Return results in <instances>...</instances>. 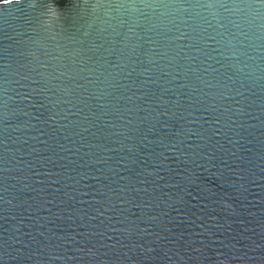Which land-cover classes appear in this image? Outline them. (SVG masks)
<instances>
[{"label": "water", "instance_id": "95a60500", "mask_svg": "<svg viewBox=\"0 0 264 264\" xmlns=\"http://www.w3.org/2000/svg\"><path fill=\"white\" fill-rule=\"evenodd\" d=\"M0 264H264V0H0Z\"/></svg>", "mask_w": 264, "mask_h": 264}, {"label": "clouds", "instance_id": "9594fccd", "mask_svg": "<svg viewBox=\"0 0 264 264\" xmlns=\"http://www.w3.org/2000/svg\"><path fill=\"white\" fill-rule=\"evenodd\" d=\"M12 2V0H7V3H11Z\"/></svg>", "mask_w": 264, "mask_h": 264}]
</instances>
